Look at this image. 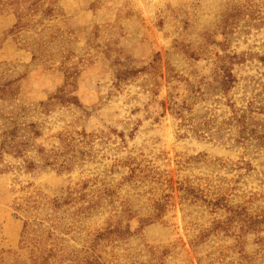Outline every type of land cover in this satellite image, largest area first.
Returning <instances> with one entry per match:
<instances>
[{"label": "rangeland", "instance_id": "374dc122", "mask_svg": "<svg viewBox=\"0 0 264 264\" xmlns=\"http://www.w3.org/2000/svg\"><path fill=\"white\" fill-rule=\"evenodd\" d=\"M0 264H264V0H0Z\"/></svg>", "mask_w": 264, "mask_h": 264}, {"label": "trees", "instance_id": "16d2710c", "mask_svg": "<svg viewBox=\"0 0 264 264\" xmlns=\"http://www.w3.org/2000/svg\"><path fill=\"white\" fill-rule=\"evenodd\" d=\"M225 76L227 77V78L224 80L225 83L230 82V81L232 80V78H233L232 75H231V73H228V72L225 74ZM4 145H5V141H2L1 146L3 147Z\"/></svg>", "mask_w": 264, "mask_h": 264}]
</instances>
